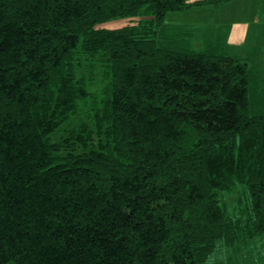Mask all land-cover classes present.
<instances>
[{
  "label": "trees",
  "instance_id": "trees-1",
  "mask_svg": "<svg viewBox=\"0 0 264 264\" xmlns=\"http://www.w3.org/2000/svg\"><path fill=\"white\" fill-rule=\"evenodd\" d=\"M226 1L0 0V264H205L264 233V93L164 23Z\"/></svg>",
  "mask_w": 264,
  "mask_h": 264
},
{
  "label": "rangeland",
  "instance_id": "rangeland-1",
  "mask_svg": "<svg viewBox=\"0 0 264 264\" xmlns=\"http://www.w3.org/2000/svg\"><path fill=\"white\" fill-rule=\"evenodd\" d=\"M126 21V18L119 17L109 19L103 25L120 26ZM164 23L186 29V46L189 50L214 49L217 53H225L246 62L251 79H255L256 90L259 91L257 95L262 97L264 0H228L220 5H192L169 11L164 16ZM246 191L240 186L221 192L223 202L233 215L239 212V208L245 207ZM239 198H242L241 203H238ZM205 264H264V233L242 240L234 246L219 248Z\"/></svg>",
  "mask_w": 264,
  "mask_h": 264
},
{
  "label": "crops",
  "instance_id": "crops-1",
  "mask_svg": "<svg viewBox=\"0 0 264 264\" xmlns=\"http://www.w3.org/2000/svg\"><path fill=\"white\" fill-rule=\"evenodd\" d=\"M213 51H216V50L213 49ZM261 91H262V90H261Z\"/></svg>",
  "mask_w": 264,
  "mask_h": 264
}]
</instances>
